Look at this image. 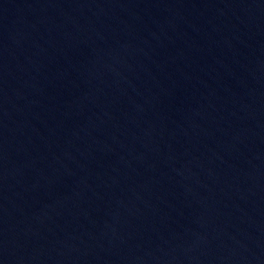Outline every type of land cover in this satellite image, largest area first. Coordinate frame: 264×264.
Listing matches in <instances>:
<instances>
[{
	"label": "water",
	"instance_id": "95a60500",
	"mask_svg": "<svg viewBox=\"0 0 264 264\" xmlns=\"http://www.w3.org/2000/svg\"><path fill=\"white\" fill-rule=\"evenodd\" d=\"M0 264H264V0H0Z\"/></svg>",
	"mask_w": 264,
	"mask_h": 264
}]
</instances>
